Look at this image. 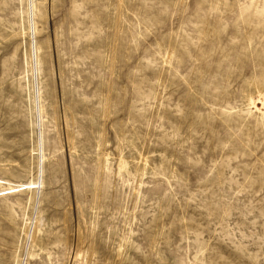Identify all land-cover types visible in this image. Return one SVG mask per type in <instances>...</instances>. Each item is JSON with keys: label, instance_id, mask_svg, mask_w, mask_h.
I'll return each mask as SVG.
<instances>
[{"label": "rangeland", "instance_id": "1", "mask_svg": "<svg viewBox=\"0 0 264 264\" xmlns=\"http://www.w3.org/2000/svg\"><path fill=\"white\" fill-rule=\"evenodd\" d=\"M0 178V264H264V0H0Z\"/></svg>", "mask_w": 264, "mask_h": 264}, {"label": "bare ground", "instance_id": "2", "mask_svg": "<svg viewBox=\"0 0 264 264\" xmlns=\"http://www.w3.org/2000/svg\"><path fill=\"white\" fill-rule=\"evenodd\" d=\"M42 185V182H10L5 179L0 178V198H4L7 196H14L21 193H29L32 194L33 190L36 189L37 185ZM33 235V231L31 236Z\"/></svg>", "mask_w": 264, "mask_h": 264}]
</instances>
